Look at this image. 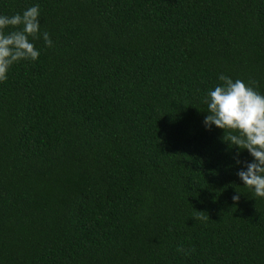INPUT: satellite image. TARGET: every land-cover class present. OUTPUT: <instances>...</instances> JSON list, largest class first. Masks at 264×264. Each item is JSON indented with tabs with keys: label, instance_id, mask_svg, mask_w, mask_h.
<instances>
[{
	"label": "trees",
	"instance_id": "obj_1",
	"mask_svg": "<svg viewBox=\"0 0 264 264\" xmlns=\"http://www.w3.org/2000/svg\"><path fill=\"white\" fill-rule=\"evenodd\" d=\"M34 5L53 47L29 37L39 59L0 82V264H264V198L238 176L254 158L204 124L221 74L264 95V0L0 15Z\"/></svg>",
	"mask_w": 264,
	"mask_h": 264
},
{
	"label": "clouds",
	"instance_id": "obj_2",
	"mask_svg": "<svg viewBox=\"0 0 264 264\" xmlns=\"http://www.w3.org/2000/svg\"><path fill=\"white\" fill-rule=\"evenodd\" d=\"M29 37L32 40L42 37L47 47H53L49 33L41 32L39 5L29 7L22 14L0 15V82L7 80L14 64L39 59L40 51ZM218 78L222 84L210 90L205 100L208 115L204 124L209 130L212 125L222 129L224 142L251 154L253 162L245 163L246 170L239 171L238 176L255 197L264 198V95L256 90L258 84L255 81H233L223 74ZM237 163L241 161L237 159ZM232 199L238 203L240 196L234 195ZM197 212L194 219H209L205 212ZM177 250L185 251L182 246ZM186 254L190 255V252Z\"/></svg>",
	"mask_w": 264,
	"mask_h": 264
}]
</instances>
